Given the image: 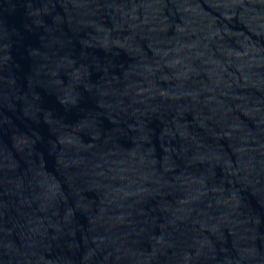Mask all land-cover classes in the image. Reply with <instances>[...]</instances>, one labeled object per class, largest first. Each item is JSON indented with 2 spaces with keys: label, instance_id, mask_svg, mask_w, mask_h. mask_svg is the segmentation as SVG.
Segmentation results:
<instances>
[{
  "label": "water",
  "instance_id": "95a60500",
  "mask_svg": "<svg viewBox=\"0 0 264 264\" xmlns=\"http://www.w3.org/2000/svg\"><path fill=\"white\" fill-rule=\"evenodd\" d=\"M0 264H264V0H0Z\"/></svg>",
  "mask_w": 264,
  "mask_h": 264
}]
</instances>
